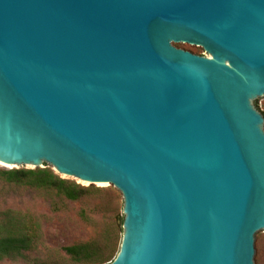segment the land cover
Masks as SVG:
<instances>
[{
  "label": "water",
  "instance_id": "95a60500",
  "mask_svg": "<svg viewBox=\"0 0 264 264\" xmlns=\"http://www.w3.org/2000/svg\"><path fill=\"white\" fill-rule=\"evenodd\" d=\"M263 97L264 0H0V166L116 189L109 264H257Z\"/></svg>",
  "mask_w": 264,
  "mask_h": 264
},
{
  "label": "rangeland",
  "instance_id": "374dc122",
  "mask_svg": "<svg viewBox=\"0 0 264 264\" xmlns=\"http://www.w3.org/2000/svg\"><path fill=\"white\" fill-rule=\"evenodd\" d=\"M177 47L205 55L204 50L196 46L179 44ZM255 105L264 116V97ZM0 170L9 169L0 166ZM95 187L101 190V196L70 202L29 189L0 185V212L30 215L38 218L42 226L38 246L26 259H6L0 264H84L70 260L64 247L88 242H98L105 247L111 239L117 253L122 242V196L113 187ZM256 243L255 261L264 264V232L257 235Z\"/></svg>",
  "mask_w": 264,
  "mask_h": 264
},
{
  "label": "trees",
  "instance_id": "16d2710c",
  "mask_svg": "<svg viewBox=\"0 0 264 264\" xmlns=\"http://www.w3.org/2000/svg\"><path fill=\"white\" fill-rule=\"evenodd\" d=\"M0 185L29 189L70 202H83L103 194L95 186H83L62 179L50 168L0 170ZM41 237L42 226L38 218L14 211L0 212V262L26 259L37 248ZM111 240L105 247L98 242H88L67 246L64 250L66 256L77 263L109 264L118 254Z\"/></svg>",
  "mask_w": 264,
  "mask_h": 264
},
{
  "label": "flooded vegetation",
  "instance_id": "af4514ba",
  "mask_svg": "<svg viewBox=\"0 0 264 264\" xmlns=\"http://www.w3.org/2000/svg\"><path fill=\"white\" fill-rule=\"evenodd\" d=\"M196 54V53H195Z\"/></svg>",
  "mask_w": 264,
  "mask_h": 264
}]
</instances>
